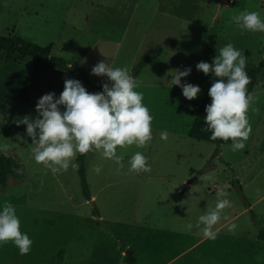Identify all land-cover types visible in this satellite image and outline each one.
Segmentation results:
<instances>
[{
    "label": "rangeland",
    "instance_id": "rangeland-1",
    "mask_svg": "<svg viewBox=\"0 0 264 264\" xmlns=\"http://www.w3.org/2000/svg\"><path fill=\"white\" fill-rule=\"evenodd\" d=\"M215 1L0 0V35L52 45L51 54L83 67L95 81L109 82L106 75L91 73L101 60L126 68L154 117L152 140L143 147L118 146L120 163L98 151L86 153L87 200L76 169L54 174L37 163L26 125L14 122L26 114L34 118L37 99L50 91L60 94L64 80L73 77L43 69L30 99L19 101L12 93L32 73L34 60H6L0 53V144L8 145L0 153L21 163V177L0 189V203L15 206L21 231L33 240L24 255L11 241L0 244V264H57L59 249V264H129L127 249L135 264H264V239L258 237L264 230V81L251 91L256 97L248 110L252 131L243 150L232 151V141L217 146L185 135L211 75L197 70V62L211 63L228 42L242 50L246 70L264 57V32L242 30L232 21L243 9L264 16V0H222L218 6ZM165 42L173 47L165 46L139 71L134 68ZM187 66L192 71L182 82L201 91L191 100H173L178 85L171 86L169 71ZM164 130L167 140L160 138ZM137 151L148 157L151 171L129 170V158ZM97 164L100 173L94 171ZM218 189L232 203L214 226L216 238L208 239L196 221L215 207ZM233 222L234 233L227 229Z\"/></svg>",
    "mask_w": 264,
    "mask_h": 264
},
{
    "label": "clouds",
    "instance_id": "clouds-1",
    "mask_svg": "<svg viewBox=\"0 0 264 264\" xmlns=\"http://www.w3.org/2000/svg\"><path fill=\"white\" fill-rule=\"evenodd\" d=\"M232 21L242 30L264 32V16L259 11L240 10ZM195 67L215 78L208 89L211 101L205 106L202 130H209L212 140L231 139L232 151L243 150L252 131L248 110L256 99L247 89L251 78L246 72L245 55L228 42L218 49L211 63L201 60ZM191 71V66L169 71L171 86H180L182 95L189 100L201 91L197 84L182 82L181 77H187ZM91 73L106 75L110 83H102V91L89 92L79 79L66 78L59 96L50 91L37 99L34 118L26 114L14 121L17 125H26L27 136L32 138L34 160L54 174L67 171L69 167L77 169V154L98 151L103 158L120 163L123 156L117 154L118 146L143 147L152 140L154 117L143 102L144 93L137 90L139 84L135 76L126 68L113 67L104 60L93 65ZM160 138L168 139L167 130L160 133ZM7 148V144H0V152ZM147 161L148 157L137 151L129 158V170L149 172L151 165ZM101 170L102 165H94L95 172ZM231 203L227 193L218 189L215 207L198 216L196 226L203 225L206 238H216L218 233L214 226ZM20 225L15 206L7 200L0 203V244L11 241L24 255L31 251L33 240L27 232L21 231ZM186 227L191 229L193 225L188 223ZM236 227L234 222L227 225L232 233Z\"/></svg>",
    "mask_w": 264,
    "mask_h": 264
},
{
    "label": "trees",
    "instance_id": "trees-1",
    "mask_svg": "<svg viewBox=\"0 0 264 264\" xmlns=\"http://www.w3.org/2000/svg\"><path fill=\"white\" fill-rule=\"evenodd\" d=\"M52 45L42 47L25 39L18 37L17 35H0V53L5 55L6 60L11 61H23L26 57H31L34 60V67L32 73L25 78L21 88L13 92V96L19 101H28L32 92L33 86L38 80L40 71L43 69H59L69 73V75L75 79H79L82 84L88 87L90 92L102 91L103 81H95L91 78L89 72L80 66L69 65L65 58L51 54ZM160 54V50L146 55L140 59L135 69L139 71L145 65L151 63ZM248 76L251 78L247 85L248 91L251 93L253 88L260 82L264 81V57L255 66L246 70ZM215 79L210 78L209 84L205 89L204 95L200 101L199 107L194 114L193 121L187 132L188 136L195 140L207 141L214 143L217 146L220 144H227L231 142V139L224 141L220 138L215 140L210 139L211 132L209 130H202V125L205 113L206 104L210 103L211 98L208 95V89L211 83ZM110 83V81H109ZM56 96H59L57 94ZM63 109V106H60ZM85 154H77L75 160L78 161L79 167L76 169L79 183L81 186L84 197L88 200L91 197L89 184L86 179L85 173ZM21 177V163L18 159L11 156L8 153H0V189H4L10 179H19ZM94 213L98 215L97 210ZM258 237L264 239V230L260 229ZM63 250L59 249L56 253L57 264L62 261ZM126 263L135 264L136 257L133 252L129 250L125 256Z\"/></svg>",
    "mask_w": 264,
    "mask_h": 264
},
{
    "label": "crops",
    "instance_id": "crops-1",
    "mask_svg": "<svg viewBox=\"0 0 264 264\" xmlns=\"http://www.w3.org/2000/svg\"><path fill=\"white\" fill-rule=\"evenodd\" d=\"M222 0H216L215 1V3H216V5L218 6V5H220V2H221ZM229 1V3H230V0H228ZM232 2V1H231ZM226 5H228L227 3H226ZM218 18H219V16H217ZM209 27V26H208ZM204 36H207V37H210L209 36V33L208 32H206L205 31V33H204ZM210 42H212V41H210ZM170 42H165L164 43V47H163V45L162 46H160L159 47V49L158 50H160V54L157 56V58H155L153 61H155V60H157L161 55H162V53L164 52V51H166L167 49V47H165V46H171V47H173V45H170L169 44ZM166 44V45H165ZM177 50V49H176ZM203 58H205V56L203 57ZM152 61V62H153ZM212 75V74H211ZM211 75H210V78H211ZM209 81H210V79L208 80V84H209ZM207 88V87H206ZM205 92V91H204ZM173 94H175V96H174V99L173 100H179L180 98H182V99H184V100H187V98H185L183 95H182V89H181V87H178V86H176L175 87V90H174V92H173ZM186 137H189L188 136V134H187V132H186ZM190 138V137H189ZM195 140V139H194ZM178 190L180 191L181 190V187H179L178 188Z\"/></svg>",
    "mask_w": 264,
    "mask_h": 264
},
{
    "label": "water",
    "instance_id": "water-1",
    "mask_svg": "<svg viewBox=\"0 0 264 264\" xmlns=\"http://www.w3.org/2000/svg\"><path fill=\"white\" fill-rule=\"evenodd\" d=\"M237 189H238L239 193H240V194H242V192H241V189H240V186H239V185H237ZM250 213H251V212H250ZM126 253H129V249H127V250H126Z\"/></svg>",
    "mask_w": 264,
    "mask_h": 264
}]
</instances>
